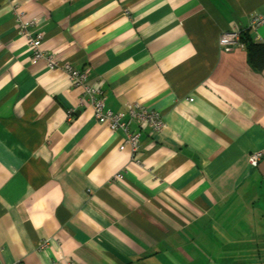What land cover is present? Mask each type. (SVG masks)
Masks as SVG:
<instances>
[{
	"label": "crops",
	"instance_id": "0c3cea01",
	"mask_svg": "<svg viewBox=\"0 0 264 264\" xmlns=\"http://www.w3.org/2000/svg\"><path fill=\"white\" fill-rule=\"evenodd\" d=\"M255 18L264 0H0V264H264Z\"/></svg>",
	"mask_w": 264,
	"mask_h": 264
},
{
	"label": "built area",
	"instance_id": "2783aa9c",
	"mask_svg": "<svg viewBox=\"0 0 264 264\" xmlns=\"http://www.w3.org/2000/svg\"><path fill=\"white\" fill-rule=\"evenodd\" d=\"M17 1V0H14ZM264 23L263 18H255L253 21L254 26L259 27ZM243 31L237 28H234L228 32L223 33L219 38L220 47L227 53H233L240 48H244L245 44L242 41ZM43 38L42 36H37L34 39H31L29 42V47L34 54L33 61H39L44 58V51L42 49ZM48 64L51 68L61 67L65 70L71 82L77 86H85L86 87V76L85 74L78 72L75 70L69 63H60L53 60V58H49ZM130 115L132 117H137L142 123L146 124L148 129L153 132L159 133L162 132L165 128L162 119L157 112H149L140 110L137 111L135 108L130 107ZM95 118L97 119L99 124H103L106 122H110L113 129L116 130H124L127 132V125L121 123L122 116L116 115L112 112H105V103L104 100H99L95 103L94 106ZM127 143L131 146L133 154L135 155L139 150V135H130L127 137ZM263 156L262 152H257L251 154L249 161L252 166L257 167L261 158ZM123 174H119L118 178H121Z\"/></svg>",
	"mask_w": 264,
	"mask_h": 264
},
{
	"label": "trees",
	"instance_id": "16d2710c",
	"mask_svg": "<svg viewBox=\"0 0 264 264\" xmlns=\"http://www.w3.org/2000/svg\"><path fill=\"white\" fill-rule=\"evenodd\" d=\"M243 43L247 44V41L249 39L247 38V35L243 34L242 36ZM249 50L256 48L257 50V56L254 57V64H258L260 68L264 67V46H253L251 43L248 46Z\"/></svg>",
	"mask_w": 264,
	"mask_h": 264
}]
</instances>
